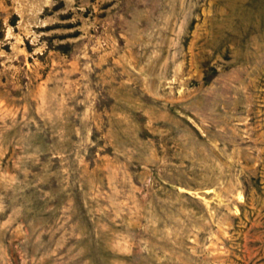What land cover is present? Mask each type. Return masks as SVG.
I'll list each match as a JSON object with an SVG mask.
<instances>
[{
	"label": "rangeland",
	"instance_id": "374dc122",
	"mask_svg": "<svg viewBox=\"0 0 264 264\" xmlns=\"http://www.w3.org/2000/svg\"><path fill=\"white\" fill-rule=\"evenodd\" d=\"M0 264H264V0H0Z\"/></svg>",
	"mask_w": 264,
	"mask_h": 264
}]
</instances>
